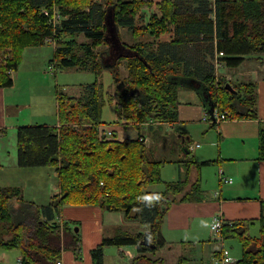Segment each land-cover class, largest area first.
<instances>
[{"label": "trees", "instance_id": "trees-1", "mask_svg": "<svg viewBox=\"0 0 264 264\" xmlns=\"http://www.w3.org/2000/svg\"><path fill=\"white\" fill-rule=\"evenodd\" d=\"M152 2L0 0V52L4 54L0 61V89L13 87L12 72L21 65L27 47L42 46L48 37H53L54 28L43 11L52 15L55 7L64 17L58 26L53 60L56 67L97 73L98 69H106L112 51L116 60L113 76L119 78L123 60L128 61L129 71L116 96L98 81L87 85L81 98L57 94L58 127L19 128V167L51 169L59 186V193L41 208L23 201L19 188L0 187V233H13L7 241L0 239V248L19 250L22 264H58L65 249L82 258L80 234L74 231L77 224L57 221L64 206H93L104 212L122 213L127 221L147 228L138 233L119 229L114 236L105 237L92 250L94 264H104L105 248L126 246L137 249L132 264H165L152 256L165 246L160 236L165 215L173 204L199 193L198 185L180 200L187 181L166 183L164 192L157 195L147 192L150 186L163 184L162 170L170 161L149 158L142 137L120 142L113 131V140L100 139L99 127L117 124L125 130H140L141 125L150 122L175 123L181 88L177 77L195 78L205 87L211 100L210 115L218 112L229 114L231 120L259 119L256 84L227 81L216 75L215 67L216 62L223 61L229 68H238L252 57L264 56V0H163L157 4L162 16L147 20L142 13V26L136 27L135 17L152 7ZM109 16L118 29H134L135 38L149 35L158 42L168 33L172 38L157 44L138 41L134 46L111 43ZM64 36L67 40H62ZM80 36L85 40L79 41ZM102 44L108 45V59L104 58L105 51L95 52ZM227 84L237 94L227 90ZM107 105L114 109V122L102 118ZM259 139L258 160L264 161V123ZM13 201L23 207L13 210ZM261 205L259 236L249 234L253 221H225L222 227L225 241L237 240L241 244L242 256L237 264H264V202ZM144 237L157 247L141 245ZM190 262L182 257L176 264Z\"/></svg>", "mask_w": 264, "mask_h": 264}, {"label": "crops", "instance_id": "crops-1", "mask_svg": "<svg viewBox=\"0 0 264 264\" xmlns=\"http://www.w3.org/2000/svg\"><path fill=\"white\" fill-rule=\"evenodd\" d=\"M111 24L114 30L117 29L119 33L117 34V38H119L120 42L122 43L120 34L121 29H118V27L115 26L116 24L114 21H112ZM45 46H50L53 49V58L48 63L50 65L51 61L55 59V49L51 45L43 44L42 46L38 47H27L23 53L21 65L16 71L12 72L13 87L0 89V187L19 188L22 192L23 201L30 203L33 202H31L26 197L25 192L27 193L29 189H27L25 185L29 184L32 171L19 167V152L17 146L18 130L20 127L27 126L47 125L58 127L59 119L57 100L55 102V119H51L49 121L44 120L43 122H35L29 116L24 120L20 119L21 110L19 102H14V111L16 112L13 113V111L11 114H9L10 103L8 102V95L10 90L16 86L18 81H21L18 73L21 70V66L25 64L28 55L40 52L42 56H46L47 52L44 51ZM105 53L107 55H105L104 58L108 59L109 51L106 50ZM43 59H45V57ZM248 60H246L238 68H229L223 61L218 63L220 66H217L216 62V75L225 77L227 81L233 82V75H237V72H239L238 70H241L242 67L246 66V62ZM258 61L260 63H264L260 59ZM114 65H116V61L113 62L109 61L108 59V68H106V70L112 76ZM113 79L114 83L112 84L116 85L117 89H121L123 86L122 81L119 78H115L114 76ZM247 79L248 80H243L242 78H238V80L233 83L253 82L256 84L257 110L259 115L258 120L233 119L222 122L221 124L215 126L203 121V116L211 111V108L210 106L205 107L203 103H201L203 101L201 100L197 91L200 89L203 94H206V89L201 83L198 82L197 79L181 76L177 77L176 79V81L180 83L181 88L179 90L178 96V120L175 123L171 125H159L150 122L141 125L140 130H133L135 133L133 131L132 133L128 132V130L126 131L121 125H105L108 127V129L116 132L118 137L117 140L120 142H123L127 138L137 139L138 137H142L145 142L147 153L152 152V160H166L170 161L169 164H174L173 166L177 168L175 176L177 178H174L176 180H168L165 178V170H167L166 168L168 167V165H166L162 170L163 184H160L164 187L162 191L157 192L158 194L164 192L166 183L187 181V187L178 197V199L180 200V198H183L185 195L189 194V192L192 191V187L196 184L198 185L197 187L199 188V193H201L196 202H200L204 192L201 188V185L205 180V171H203V168L207 166L219 165L217 168V179L220 181L221 187L219 191L211 196L212 201L209 204L202 205L194 203V198L192 199L189 197V200H182V202L180 201L173 204L170 210L166 213L160 230V236L162 237L161 239L165 244L163 247V250L166 252L165 258H167L169 253H172V251L176 248L184 250L185 247L193 246L195 250L201 248L203 251L205 244L209 241L211 242L212 240L211 235H209V226L214 217H220L225 221H253V226H255V224H259L262 210L261 203L264 202V161L258 160L260 144L259 132L262 123H264V66L258 65L253 68L248 73ZM195 122H202L209 125L210 129L218 130V139L213 143V151L215 154L197 153L194 155L195 147L192 143L193 133L192 129L190 128L192 123ZM167 128L173 130L175 147L176 145L179 146L175 149V158L161 159L158 156L159 154L153 152L155 149L153 140H155L154 137H158L159 146L162 147L163 141H165L163 138L167 136L165 133L167 132ZM143 129L149 130L151 132L152 139L142 135ZM159 130H165V132L163 131L164 133L162 134V132ZM4 131L6 132L5 134L3 133ZM196 148L201 147L199 144H197ZM208 161L213 163L206 166L200 165L201 163ZM221 161H224L223 165L220 164ZM191 162L193 163L190 164ZM9 170H15L17 174H13L12 177H9V175H7ZM39 170L41 172H46L47 174L49 173L51 180H54L55 177L57 178V175L54 171L49 172V170L42 168ZM219 177H224L231 182L224 183L219 179ZM40 186L42 185H34V187L31 189L36 188L38 190ZM54 188H57L56 193H59L58 178ZM47 190L48 192L45 193L46 199L43 198L42 200L44 201L43 204L42 202L39 204H33L40 208L47 205L50 199L56 195L51 194V188L48 187ZM157 193L152 192L153 195H157ZM34 195H38V192H36ZM13 204L16 211L23 207V205L17 201H13ZM33 211L35 213V210ZM200 218L206 221L208 227L207 231L199 232L195 222ZM57 221L60 224H63L64 222L76 223L78 225L77 228L79 229L76 233L80 234V239L82 242L81 253L83 257L78 259L75 256L73 250L65 249L61 255V264H94L92 250L101 245L105 237H112L109 236L105 230L107 228H111L116 233L119 228H125L127 222L134 224L133 222L127 221L122 213L104 212L101 208L93 206H64ZM136 224L138 225V223ZM138 226L141 227L138 232H146L147 228L145 226ZM207 246H213L211 254L209 255L207 252V263H204L203 261L199 262L195 256H190V258H188L191 260L189 264H215L214 259L218 255L220 244L217 242V244L215 243L214 245ZM111 248H114V255L116 257L115 259H117L119 263L122 262L125 264L126 257H128L129 260L127 264H132V261L137 257V249L135 247L126 246ZM109 250L111 249H105L104 256L109 257ZM11 251L14 252V250ZM15 252L16 253H14V256L17 264V260L21 257V253L17 249ZM182 257L183 256H179L178 259L180 260ZM10 258L11 257H7L5 252L0 253V264H12ZM178 261L174 260L173 262H170V264H176Z\"/></svg>", "mask_w": 264, "mask_h": 264}, {"label": "rangeland", "instance_id": "rangeland-1", "mask_svg": "<svg viewBox=\"0 0 264 264\" xmlns=\"http://www.w3.org/2000/svg\"><path fill=\"white\" fill-rule=\"evenodd\" d=\"M153 1V6L144 9L142 12H139L137 16L135 17V26L140 27L141 25V17L142 13H144L145 17L147 20L151 16H158L161 17L162 13L159 10V7H157V4L162 2L163 0H150ZM56 11L61 15V19L64 20V17L62 16L60 9L57 7ZM213 17V16H212ZM134 29H129V28H121V39L122 42L134 46L136 42H150L154 41V43H162V42H169L171 40L172 33L165 34L160 37L159 41L157 42L155 38L149 36V35H144L139 38H135L133 36ZM65 39L67 40V37L64 36L62 37V40ZM85 38L80 36L79 41H84ZM46 43V42H45ZM47 45H51L54 49L57 45V43H50L47 42ZM108 50V45L102 44L98 46L95 49L96 53H103L104 51ZM44 51L47 52V55H43L38 52L36 54H29L25 64L21 66L20 74L18 75L21 78V81L19 80L16 86L10 90L9 95H8V102L10 103L9 106V114L14 111L15 109V104L14 102H19L20 104V110H21V115L20 119L24 120L28 118V116L35 122H43L49 121V120H54L55 119V113H56V96L57 94H67L69 96H75L78 98H81L85 94V88L87 85H90L91 83H94L95 81H98L99 83H102L104 87L106 88L107 92L111 93L112 95H118V89L116 85L112 84L114 83L113 76L106 70V69H98L97 73H93L91 71H86V70H78L77 68L73 69H63L56 67V63L52 60L50 65L48 64L49 61L53 58V49L50 46H45ZM207 55V54H203ZM4 54L0 52V61L3 59ZM45 57V59H43ZM221 57V56H220ZM258 57H252L246 62V66L242 67L241 70H238L237 75H233V82L239 79L243 80H248L247 75L248 73L255 68L256 66H264V63H260ZM262 62H264V56L261 58ZM128 61L123 60L120 63L119 67V79L120 80H125L128 77L129 71L127 67ZM106 68H108L106 66ZM220 69V68H218ZM118 74V71H117ZM241 75V76H239ZM220 77V75H219ZM235 77V80H234ZM113 80V81H112ZM202 103V102H201ZM14 111L13 113H15ZM103 120L106 122H113L116 120V114L114 112L113 107L106 106L103 111ZM122 126V125H121ZM162 127V126H161ZM125 129V128H124ZM179 129V128H178ZM192 133H193V139L192 143L194 144L193 146L195 147V152L194 155L201 154V153H206V154H215L213 151V143L217 141L218 139V130L217 129H210V126L207 124H204L202 122H195L192 123L191 128ZM135 130V128H130L128 132H131ZM127 131V130H126ZM161 131V130H159ZM165 132V130H162V134ZM167 134L166 137L163 139V146H159L158 143V137H154L155 140V149L153 152L159 154V158L164 159V158H175L176 154V148L179 145H176L175 147V139H174V132L172 129L167 128L166 129ZM135 133V131H133ZM158 133V132H157ZM142 135L147 136L152 139L151 132L149 130H142ZM199 144L201 148H196V145ZM174 151V153H173ZM173 153V154H172ZM149 158H153L152 152L147 153ZM193 156V155H191ZM190 156V157H191ZM224 161H221L220 164L223 165ZM168 167L165 170V178L168 180H176L174 178L176 176V169L174 164H166ZM219 165H214V166H207L203 168V171H205V180L203 184L201 185L202 190L204 191L202 194V200L200 202H196L199 195L201 193H196L191 195L190 197L194 200V203L197 204H202V205H207L212 201V195H214L217 191H219L221 187L220 181L217 179V168ZM41 169V168H39ZM38 168L35 169H29L31 172L30 175V182L29 184H26L25 186L29 191L26 194L27 199H29L31 202L35 204H39L46 199V194L48 192L47 188L52 189V195L57 194L56 189L54 188L55 183L57 182V178L55 177L54 180H51L50 174L46 172H41ZM42 169H47L49 172H52L53 170L48 169V168H42ZM216 169V170H215ZM23 171V169H22ZM23 173V172H22ZM13 174H17L15 170H9L7 172V175L9 177H12ZM5 179V178H4ZM221 180V178L219 177ZM34 185H42L38 188V190L31 189L34 187ZM163 185H157L154 187H149L146 189V191H151L150 193L154 192H160L163 190ZM31 189V190H30ZM36 192H38V195H34ZM158 194V193H157ZM51 195V196H52ZM50 198V197H49ZM48 200V199H47ZM11 208L14 209V204L13 202L11 203ZM207 209V208H206ZM208 210V209H207ZM197 228L199 229V232L201 231H207V223L203 219H197L196 222ZM212 223V222H211ZM73 224V223H72ZM128 223L125 225V228H122V230L128 231L130 233H136L140 230L141 227H139L136 223L131 224ZM77 228V225L74 226V230ZM121 229V228H119ZM118 229V230H119ZM4 230V229H3ZM118 230L116 232H118ZM209 235H211V242L209 241L208 243L205 244L204 250L202 251L201 248H198L197 250L194 249L193 246L190 247H185L184 250L176 248L172 251V253H169V256L165 258L166 252L163 250V248H158L154 253H152V256L155 259H162L164 260L165 264H170V262H173L174 260L178 261L179 256H183L185 258H190V256H195V258L200 262L203 261L204 263H207V252L210 255L211 251L213 249V246H207V245H214L215 243L217 244L214 235L211 231V224L209 226ZM259 231H260V226L259 224H255V226H252L249 229V234L253 237L259 236ZM105 232L109 236H114L116 233L113 229L107 228ZM2 233H0V239H3L5 241L11 239L13 237V233L8 235V233H3V236H1ZM210 238V236H209ZM199 245V244H198ZM225 247L230 250L231 256L235 261L241 258L242 255V247L241 244L237 240H231V241H226L225 242ZM3 249V248H2ZM0 249V253L5 252L7 257H11L12 264H16V259L14 256V252L12 251H7V250H2ZM105 249H111L109 250V257L105 256L104 259V264H123L122 262L119 263L117 259H115V252L114 248L108 247ZM167 251V250H166ZM107 255V254H106ZM108 256V255H107ZM83 257V256H82ZM129 258L126 257V262L125 264L128 263Z\"/></svg>", "mask_w": 264, "mask_h": 264}, {"label": "built area", "instance_id": "built-area-1", "mask_svg": "<svg viewBox=\"0 0 264 264\" xmlns=\"http://www.w3.org/2000/svg\"><path fill=\"white\" fill-rule=\"evenodd\" d=\"M44 15L49 18V22L52 24L53 28H54V35L53 37H48L45 42H50V43H56L57 41V37L59 35V28L58 26L60 25L62 19H61V15L56 11V7L54 9V12L52 15L49 14L48 10H44ZM223 54L220 53L219 56H222ZM217 66L218 62H217ZM227 120H231V117L229 114L224 113V114H220L218 112H214L211 115L209 113H206L203 116V121L208 122L210 124L212 123H222L224 121ZM113 130L108 129L107 126H101L99 127V137L100 139L107 137L108 140H113ZM221 181L224 183H230L231 181L221 177ZM226 225L225 220L221 219L220 217H214L212 223H211V231L214 235V238L216 240V242H218L220 244V248H219V252L217 257H215L214 259V263L215 264H237V261H235L233 259V257L231 256L230 250L228 248L225 247V239L222 236L221 230L222 227ZM17 264H22V258L20 257L17 260ZM58 264H61V261L58 262Z\"/></svg>", "mask_w": 264, "mask_h": 264}, {"label": "water", "instance_id": "water-1", "mask_svg": "<svg viewBox=\"0 0 264 264\" xmlns=\"http://www.w3.org/2000/svg\"><path fill=\"white\" fill-rule=\"evenodd\" d=\"M110 18L108 19V27H109V39H110V41H112L111 43H119L120 42V40H119V38H117V29L116 30H114L113 28H112V21H114L113 19H112V17L111 16H109ZM116 26V25H115ZM110 61H113V62H115L116 60H115V58H114V56H113V54H112V51H111V58H110ZM225 88L227 89V90H229V91H231L232 93H234V94H237V92L233 89V87L230 85V84H227L226 86H225ZM198 95L200 96V98L202 99V101L206 104V105H208V106H210V108H211V110H212V106H211V100H209L208 99V96H207V93L206 94H203V92H201V90L199 89L198 91ZM212 112V111H211ZM78 228H76L75 229V232H78ZM141 245H143V246H146V247H149V248H156L157 246H156V244L155 243H153V242H151V240L148 238V237H144V239L141 241Z\"/></svg>", "mask_w": 264, "mask_h": 264}]
</instances>
